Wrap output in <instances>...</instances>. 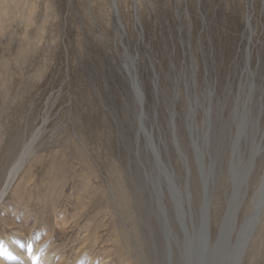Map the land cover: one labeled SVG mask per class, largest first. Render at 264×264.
<instances>
[{"label": "rangeland", "instance_id": "1", "mask_svg": "<svg viewBox=\"0 0 264 264\" xmlns=\"http://www.w3.org/2000/svg\"><path fill=\"white\" fill-rule=\"evenodd\" d=\"M258 146L237 231L264 191V0H0V192L24 160L3 264H183L157 154L196 216L206 177L215 244ZM261 216L242 264H264Z\"/></svg>", "mask_w": 264, "mask_h": 264}, {"label": "bare ground", "instance_id": "2", "mask_svg": "<svg viewBox=\"0 0 264 264\" xmlns=\"http://www.w3.org/2000/svg\"><path fill=\"white\" fill-rule=\"evenodd\" d=\"M115 5V4H114ZM116 7V6H115ZM134 88L137 95V99L139 100V105L142 110L141 120H142V132L145 134V136L151 138V133L146 130L145 125L143 123V94L138 82V79L134 77ZM242 134L241 132H238V140L240 139ZM195 138V140H194ZM192 137L193 146L196 149V153L198 154V157L200 156V161H203V150L198 145V140L195 137ZM149 141V140H148ZM154 140L151 138V143L153 146H155L154 149L159 152L158 147L153 143ZM150 144V142H149ZM236 148L238 146L236 145ZM27 151V147L25 148L24 152ZM30 151V150H29ZM263 148L260 146L256 147L255 152L252 154L250 159V167L248 171H245V177H239L235 173V171L232 172V177L234 181V191L232 193V196L228 200V210L224 217L223 223L221 225L220 231H219V237L215 244L211 242V231H210V225H211V219H210V212H211V206H212V195L208 190L207 183H206V177L204 176V192L205 197L202 201V205L200 206L199 212L195 211L197 213V216L194 213V210L192 209L191 205V193L188 192L187 197L185 198V194L182 192V188H180L179 184L176 182V178L174 177V172L171 170L167 164L162 160L161 156L157 154L156 157V164L159 169L160 175L163 177L162 179L165 181V185L169 186L170 194L168 195V200H170V203L172 205V209L175 213V216L172 218L174 222L170 221L172 220L171 217L169 219L168 216V207L165 201L163 200L162 195V189L161 186L158 187V193L160 196H157L158 199V205L160 206V210L163 213L164 216V226H165V233L166 236L169 238H172L174 241H177V245H179L181 261H183V264H213L214 256H217V259L224 256L225 259V248L228 250L227 255H230L231 261L230 264L239 258V255L242 256L241 260L239 261L240 264L243 263L244 257L248 252L249 246L256 228L258 227L259 223L262 221V213L264 211V191H261L256 198H254V202L256 205L255 212L240 225V228L237 231V225L236 221L238 218V212L241 209L242 203L246 197L247 190L246 185L250 181L253 169L256 165V159L262 154ZM181 153V150H180ZM182 155V154H181ZM183 156V155H182ZM235 157V156H234ZM185 159V158H184ZM236 159V158H235ZM24 161V160H23ZM23 161L21 157L17 160V162L14 164L12 169L10 170L7 182L0 192V202L1 199L7 195L10 188H12V184L15 182L18 172H20V168L23 165ZM205 166V165H204ZM232 169V168H231ZM208 182V181H207ZM162 183V182H161ZM249 184V183H248ZM189 188V187H188ZM263 190V188L261 187ZM212 190V189H211ZM260 190V189H259ZM184 191V190H183ZM211 199V200H210ZM166 200V199H165ZM190 205V212L187 209L186 204ZM160 212V213H161ZM161 213V214H162ZM171 213V212H170ZM173 214V213H172ZM171 214V215H172ZM171 223V224H169ZM173 223H176L178 230L180 231V235L183 236L184 241V250H183V241L181 242L179 240L180 235L178 234V230H175L176 228L173 227ZM183 226V227H182ZM176 227V226H175ZM186 229H183V228ZM188 227V228H187ZM185 230V231H184ZM237 231V235L235 238V242H233V236L235 232ZM186 232V233H185ZM181 242V243H180ZM241 243V244H240ZM170 245V243H169ZM176 246V245H175ZM169 247V246H168ZM157 248V247H156ZM171 248V247H170ZM220 249L221 252L214 250ZM37 249V248H36ZM215 252H214V251ZM164 251V250H163ZM217 251V252H216ZM223 251V253H222ZM35 252V251H34ZM29 252V259L31 261L30 264H42L47 263L48 259L46 254H40V257H43V261H35V257H37V252ZM176 252V251H175ZM0 253L3 254V256L9 255L7 252L0 251ZM159 254V253H158ZM177 254V253H176ZM144 256V255H143ZM144 259V258H143ZM158 259V258H157ZM171 259V258H170ZM167 260V259H166ZM174 261V260H173ZM3 259H0V264H3ZM169 263V261H168ZM171 263V261H170ZM173 263V262H172ZM180 263V262H179ZM182 264V262H181Z\"/></svg>", "mask_w": 264, "mask_h": 264}, {"label": "water", "instance_id": "3", "mask_svg": "<svg viewBox=\"0 0 264 264\" xmlns=\"http://www.w3.org/2000/svg\"><path fill=\"white\" fill-rule=\"evenodd\" d=\"M145 115V113H144V110H143V116ZM144 120V119H143ZM183 227V226H182ZM183 229H186L185 227L183 228ZM185 231V230H184ZM186 233V232H185ZM218 240V239H217ZM217 240H216V242H217ZM184 241H185V239H184ZM184 241H183V250H184ZM215 242V243H216ZM241 244V243H240ZM169 250H170V252L169 251H167V255H171L172 254V251H171V249L169 248ZM214 250H217V249H215L214 248ZM213 250V251H214ZM185 251V250H184ZM217 251H219V252H221V250L220 249H218ZM216 251V252H217ZM215 252V251H214ZM225 252H226V254H225V259H224V256L223 257H220V258H218L217 259V256L215 255L214 256V261H213V264H230V261H231V257H230V255H227V253H228V250L225 248ZM222 253H223V251H222ZM182 256V255H181ZM241 258H242V256L241 255H239V258L238 259H236L235 261H233L231 264H240V260H241Z\"/></svg>", "mask_w": 264, "mask_h": 264}]
</instances>
